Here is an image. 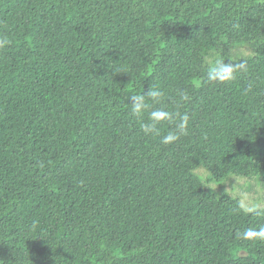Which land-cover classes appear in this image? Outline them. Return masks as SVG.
I'll return each instance as SVG.
<instances>
[{
    "label": "trees",
    "instance_id": "1",
    "mask_svg": "<svg viewBox=\"0 0 264 264\" xmlns=\"http://www.w3.org/2000/svg\"><path fill=\"white\" fill-rule=\"evenodd\" d=\"M0 264H264V0H0Z\"/></svg>",
    "mask_w": 264,
    "mask_h": 264
},
{
    "label": "clouds",
    "instance_id": "2",
    "mask_svg": "<svg viewBox=\"0 0 264 264\" xmlns=\"http://www.w3.org/2000/svg\"><path fill=\"white\" fill-rule=\"evenodd\" d=\"M6 43V41H5ZM145 96L150 98L153 103H159L163 93L150 88L146 93H142L132 98V113L134 116L141 117L148 110L149 105L145 101ZM161 121L175 122V128L167 134L161 136V142L164 144L172 143L186 134L189 117L187 114H173L162 109H156L149 112L148 120L143 122L141 127L145 135H160L158 127Z\"/></svg>",
    "mask_w": 264,
    "mask_h": 264
},
{
    "label": "rangeland",
    "instance_id": "3",
    "mask_svg": "<svg viewBox=\"0 0 264 264\" xmlns=\"http://www.w3.org/2000/svg\"><path fill=\"white\" fill-rule=\"evenodd\" d=\"M206 172L207 171L203 170V168L199 171V173L201 175H205ZM232 177H234L235 179L228 182L227 189L230 190L234 194H239L240 196H242L243 201H245L246 204H252V203L257 204L256 202H253L250 198V196H252L253 194L246 190V184L248 183V179H246V178L239 179V178H236L235 176H232ZM213 184H215L217 187L220 185L219 183H213ZM241 185H243V186H241ZM261 204H263V202ZM249 206L250 205H247V207H249Z\"/></svg>",
    "mask_w": 264,
    "mask_h": 264
}]
</instances>
